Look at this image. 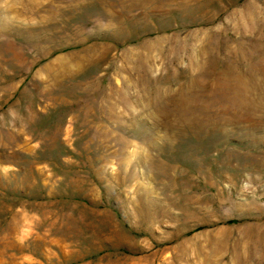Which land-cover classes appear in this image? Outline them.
I'll list each match as a JSON object with an SVG mask.
<instances>
[{
  "label": "rangeland",
  "instance_id": "1",
  "mask_svg": "<svg viewBox=\"0 0 264 264\" xmlns=\"http://www.w3.org/2000/svg\"><path fill=\"white\" fill-rule=\"evenodd\" d=\"M0 264H264V0H0Z\"/></svg>",
  "mask_w": 264,
  "mask_h": 264
},
{
  "label": "bare ground",
  "instance_id": "2",
  "mask_svg": "<svg viewBox=\"0 0 264 264\" xmlns=\"http://www.w3.org/2000/svg\"><path fill=\"white\" fill-rule=\"evenodd\" d=\"M181 1H182V0H181ZM170 2H171V0H161V3H162V4H165V3H166V4H169ZM172 2H173V1H172ZM169 6H170V5H169ZM167 7H168V6H167ZM168 8H169V7H168ZM168 8H167V9H168ZM165 10H166V8H165ZM46 66H47V65H46ZM48 66H49V65H48ZM216 121H217V120H216ZM216 121H215V123H217ZM209 125H210V123H209ZM209 125H208V126H209ZM211 125H212V124H211ZM213 125L215 126V125H217V124H213ZM220 125H221V123H220ZM220 125H219V126H220ZM204 126H206V124H205ZM223 126H224V125H223ZM225 126H226V125H225ZM210 127H211V126H210ZM208 128H209V127H208ZM211 128H213V127H211ZM214 128H215V127H214ZM217 128H219V127H217ZM215 129H216V128H215ZM219 129H220V128H219ZM221 129H222V128H221ZM215 139H218V138H215ZM212 141H213V140H212ZM210 142H211V140H210ZM203 143H204V142H203ZM205 143H206V141H205ZM183 144H185V143H183ZM197 144H199V143L197 142ZM200 144H202V143L200 142ZM200 144H199V145H200ZM206 144H207V143H206ZM219 144H220V143H218V145H219ZM203 145H204V144H203ZM218 145H217V146H218ZM193 146H195V145H193ZM205 147H206V145H205ZM208 147H209V146H208ZM190 148H191V147H190ZM200 148H201V147H200ZM195 149H196V148H195ZM203 149H204V148H203ZM217 149H218V148H217ZM199 150H200V149H199ZM201 150H202V149H201ZM196 151H197V149L195 150V152H196ZM220 151H221V149H220ZM202 152H204V150H202ZM202 152L199 151V153H202ZM202 154H203V153H202ZM205 154H206V153H205Z\"/></svg>",
  "mask_w": 264,
  "mask_h": 264
}]
</instances>
